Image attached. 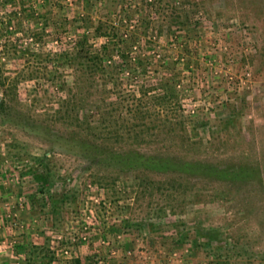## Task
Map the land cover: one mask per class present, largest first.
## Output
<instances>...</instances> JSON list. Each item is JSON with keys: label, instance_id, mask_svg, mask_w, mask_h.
Wrapping results in <instances>:
<instances>
[{"label": "rangeland", "instance_id": "1", "mask_svg": "<svg viewBox=\"0 0 264 264\" xmlns=\"http://www.w3.org/2000/svg\"><path fill=\"white\" fill-rule=\"evenodd\" d=\"M0 71V215L34 200L44 264H264V0H0ZM65 95L108 146L224 172L90 161Z\"/></svg>", "mask_w": 264, "mask_h": 264}, {"label": "trees", "instance_id": "2", "mask_svg": "<svg viewBox=\"0 0 264 264\" xmlns=\"http://www.w3.org/2000/svg\"><path fill=\"white\" fill-rule=\"evenodd\" d=\"M102 25L105 26V23H103L102 21L99 22L98 25H96L94 29V31L96 32L95 34H102L101 32L105 33L104 31H102ZM110 27L108 28V30H110ZM107 34L109 38L111 37L113 38L114 35L116 36V30L115 31L112 30L110 33L107 32ZM83 43L84 41L79 42V45H80L79 47L81 51H83V47H81L83 46ZM101 48L104 49V46H102ZM128 52L129 51L127 48L124 51V53L126 54V57L128 55ZM83 53L86 56H83L80 62L86 64V66H88L89 68H93L90 70L92 72L91 74H94L95 72H97V70L99 71V73L105 72L107 68V66L105 65L106 63L105 58H104L105 54H100V53L88 54L86 50L83 51ZM144 57H147V56L145 55ZM4 82L5 80L2 78V74L0 71V91H1L0 116H2V114L4 113L7 107V103L5 100L7 90L3 89L5 87ZM8 90H10V87H8ZM62 103L63 105L61 109L67 108V111H69L71 108H73L74 110V117H73L74 123L72 125V128L74 130L72 129L73 136L71 138V141L73 142V146L77 148L78 153L85 156V158L89 159L90 161H93V162L102 161L105 163H109V161H111L121 171L135 169L145 174H147V172H152V173L153 172L155 173L182 172V171L183 172H197V170H199L200 168L202 170L203 167H204L203 172L210 174V175H213L214 173L224 172L222 170H219L218 168L214 169V168L209 167V165L207 166L206 164H201L196 161H187V162L178 161L173 158H169L170 156L160 154V153H152V154L143 153L133 147H122V146H114V145L108 146L102 140L96 139L95 137H93V135H89V133L86 132V128H87L86 120L87 119L85 118L86 116H81L83 113L82 112L83 108L78 107L75 99L73 102V100L69 97V95H65ZM79 110H80V113H79ZM83 124H85L84 127H83ZM81 131H84V132L82 133ZM247 168L248 167L246 166L239 167L238 169L240 171L236 170L235 172H232V173H230L231 171H229L230 178L227 177V179H234L235 177H237V175L249 176L250 173ZM244 173H246V175H244ZM45 258L49 260L48 259L49 256L46 257L45 255ZM45 261L46 260L43 259V261L40 263H44ZM72 264H86V263L83 261H80V259H75L72 261Z\"/></svg>", "mask_w": 264, "mask_h": 264}, {"label": "crops", "instance_id": "3", "mask_svg": "<svg viewBox=\"0 0 264 264\" xmlns=\"http://www.w3.org/2000/svg\"><path fill=\"white\" fill-rule=\"evenodd\" d=\"M18 193H20L18 192V190L14 191L13 193H6L4 197L6 198L8 196H11V198L6 199L4 203L7 204L6 206L11 207L10 212L12 213L13 216L16 214V217L12 218V220H15L13 225L4 218L2 224L0 225V238L8 237L14 239V247L9 250L10 252L7 251L6 253L1 255L0 264H39L40 262L43 261V259L47 261L45 255H50L52 253L44 252L43 250L40 251V249H36L37 246L42 243V239L44 238V236L42 237L43 232L42 233L39 232L42 228L41 225L39 229L38 228L36 229L37 232H35L33 235L30 234L29 237H26L24 235V233L27 231V228L33 226L32 222H30L28 217L30 215H33L32 214L33 212H31L30 210L31 207L30 203L34 202V200L26 201L25 204L27 205L24 206V210L22 211V213L20 212L18 213L17 211H20V208L14 205L15 202L14 197ZM4 212H7V207L5 208ZM4 212L2 214H4ZM23 214L26 218H23ZM28 243L33 244L34 247L29 246L30 249L25 250L27 248H24V246L25 244ZM44 263H40V264H44ZM65 264H72V261H67Z\"/></svg>", "mask_w": 264, "mask_h": 264}, {"label": "built area", "instance_id": "4", "mask_svg": "<svg viewBox=\"0 0 264 264\" xmlns=\"http://www.w3.org/2000/svg\"><path fill=\"white\" fill-rule=\"evenodd\" d=\"M14 205L19 207V208H21V206L23 205V199H21L20 196L16 197ZM10 209H11V207L8 206L7 207V212H5L4 214H2L0 216V225L2 224L4 219H6L12 225L14 224L15 220H12V218L16 217V214L13 216L12 213L10 212ZM61 238H63L61 236V234H55V239L56 240H59ZM74 238H76V237H70L71 240H73ZM80 239L82 241L86 240L85 235H81ZM68 242H69V239H68ZM13 247H14V239L13 238L1 237L0 238V258H1L2 254L6 253L7 251L10 252L9 250L11 248H13ZM68 248H69V246L63 247V249L61 250L60 254L64 255L66 257V255L69 253V249ZM54 264H59V263L55 261Z\"/></svg>", "mask_w": 264, "mask_h": 264}]
</instances>
